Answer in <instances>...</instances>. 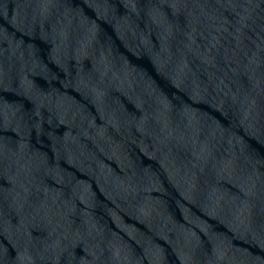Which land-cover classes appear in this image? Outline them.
Returning <instances> with one entry per match:
<instances>
[{"label": "water", "instance_id": "95a60500", "mask_svg": "<svg viewBox=\"0 0 264 264\" xmlns=\"http://www.w3.org/2000/svg\"><path fill=\"white\" fill-rule=\"evenodd\" d=\"M0 264H264V0H0Z\"/></svg>", "mask_w": 264, "mask_h": 264}]
</instances>
